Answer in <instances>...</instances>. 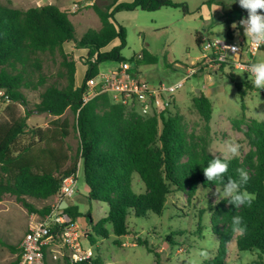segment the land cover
Returning a JSON list of instances; mask_svg holds the SVG:
<instances>
[{"label":"trees","instance_id":"trees-1","mask_svg":"<svg viewBox=\"0 0 264 264\" xmlns=\"http://www.w3.org/2000/svg\"><path fill=\"white\" fill-rule=\"evenodd\" d=\"M94 1L101 26L79 36L70 11L55 3L24 9L0 0V103H7L4 110L0 105V200L7 194L13 195L42 217L53 205L37 209L27 198L44 201L55 197L64 179L82 170L88 198L109 206L107 216L99 224V234L106 237L108 230L104 225L111 222L114 233L124 236L130 232L128 217L131 213L138 217L149 213L162 215L174 190L183 191L190 199L198 193L199 187L223 184L220 180H207L203 167L218 155L209 152L208 142L193 140L182 114L168 109L159 116H143L133 107L116 101L108 92L83 103L86 81L100 72L102 63L127 60L121 53L127 44V31L116 20L117 12L173 6L182 7L188 15L187 6L173 0H110L105 7H100L97 0ZM204 36L202 31L196 32V42L201 49ZM228 36H231L230 31ZM115 40H119V44L106 49ZM69 42L78 49H88L87 55L81 56L87 69L80 84L76 82L74 54L65 48ZM260 49L264 50V45ZM46 54L61 57V71L57 76L61 80L51 81L44 72L43 55ZM140 62L153 64L157 57L144 50ZM228 65L221 63L217 68ZM27 90L39 93L34 110L28 108ZM193 103L209 131L212 100L200 91ZM19 105L26 106V115L18 113ZM68 110L76 116L75 122L65 116ZM31 111L46 112L56 118L47 126H30ZM233 123L240 127L245 118H234ZM73 130L80 144L76 155L69 144ZM244 134L251 149L243 157L231 159L224 181L238 179L237 169L244 168L249 180L242 191L252 200L250 204L235 207L226 197L209 205L219 248L216 258L204 264H226L231 241L236 242L239 251L258 253V259L245 264H264V120L251 119ZM136 174L144 183L145 192L134 190ZM65 211L74 221L83 215L79 207L70 202ZM237 215L247 225L243 234L233 229L232 218ZM87 217L92 221L90 213ZM202 229L200 222V234ZM86 235L94 244L93 236ZM9 247L17 253L9 264H18L22 248ZM46 254L48 264H102L100 257L71 263L67 255L53 259L49 251Z\"/></svg>","mask_w":264,"mask_h":264},{"label":"rangeland","instance_id":"rangeland-1","mask_svg":"<svg viewBox=\"0 0 264 264\" xmlns=\"http://www.w3.org/2000/svg\"><path fill=\"white\" fill-rule=\"evenodd\" d=\"M85 1L2 0L3 3H11L24 9L52 2L64 6L70 11L79 36L91 28L98 29L101 26L93 5ZM173 1L184 3L190 14L185 15L182 7L173 6H163L156 10H122L115 14L118 23L127 31V44L121 50L122 56L133 62L135 69L151 85L181 81L187 76L189 68L196 69L176 92L172 112L185 117L188 133L197 143L208 142L210 153L222 156L228 143H237L239 151L236 156L243 157L251 149L244 130L251 119L264 120V89H256L249 74L231 66L223 69L208 67L203 58V49L196 42V32L205 31V42L216 39L229 42L228 25L236 31L241 26L242 18L247 17L248 10L239 4V0ZM109 2L110 0H97L100 7H105ZM75 4L79 7L76 8ZM66 48L67 52L76 54L79 63L76 80L81 82L84 77L83 60L73 42L68 43ZM144 50L155 55L157 62H140L138 55L143 54ZM243 57L245 59L248 55L244 54ZM43 59V70L52 78L51 81L61 80L57 77L61 71V57L46 54ZM255 60H264V50L257 52ZM118 63L104 62L100 71L105 72ZM200 91L209 96L213 103L209 131L193 103ZM26 92L28 108L34 110L39 102V93L29 90ZM6 104L0 103L2 110ZM17 110L20 115H26V106L19 105ZM65 116L75 122L76 116L70 110ZM52 118L49 113L31 111L28 123L30 126H44ZM234 118H245V123L236 127ZM69 144L71 152L76 155L80 144L75 130L69 137ZM222 188L223 186L199 187L198 193L190 199L183 191L174 190L168 197L162 215L149 213L145 217H138L131 213L128 217L130 232L124 236L114 233L111 222L104 225L108 230L107 236L99 234V224L107 216L109 206L106 202L88 198L89 190L82 170L76 192L69 198V202L79 207L83 215L78 221L80 224L87 222L83 229L95 239L93 244L90 236L82 237L84 250L92 249L94 257H100L102 264H158V260L159 264H204L215 259L218 254L219 238L212 229L209 205L226 198ZM134 190L138 193L145 192V185L137 174L134 175ZM27 199L37 209L57 202L56 197L44 201L30 197ZM89 213L92 221L89 217L85 221V216ZM38 218L37 212L30 211L13 195L7 194L0 200V264H9L16 258L17 253L9 246L20 248L26 231ZM200 222L203 226L202 234L198 231ZM229 247L226 264H245L258 259L256 251H239L235 241H231ZM56 248L61 252L65 251V247ZM200 252H206L207 255L200 256Z\"/></svg>","mask_w":264,"mask_h":264},{"label":"built area","instance_id":"built-area-1","mask_svg":"<svg viewBox=\"0 0 264 264\" xmlns=\"http://www.w3.org/2000/svg\"><path fill=\"white\" fill-rule=\"evenodd\" d=\"M75 7H79L78 4H75ZM261 46H255L250 37L247 42L242 36L229 42L208 40L203 45L202 54L208 67L213 68L225 63L249 74L248 65L256 61L255 56ZM244 54L248 55L245 59ZM138 58L142 59L143 54H139ZM195 72L196 69L189 68L187 76L181 81L151 85L135 69L134 63L126 60L88 79L83 103L108 92L116 101L133 107L143 116H159L162 112L174 108L176 92ZM78 178L79 171L65 178L62 188L55 196L57 202L53 209L31 223L20 246L22 253L18 264H48L46 251H49V256L53 259L67 255L71 263L94 257L92 249L83 248L81 239L86 236L84 227L79 221H74L65 208H61L62 202L69 203V198L75 194ZM56 247H65V251L61 252Z\"/></svg>","mask_w":264,"mask_h":264},{"label":"clouds","instance_id":"clouds-1","mask_svg":"<svg viewBox=\"0 0 264 264\" xmlns=\"http://www.w3.org/2000/svg\"><path fill=\"white\" fill-rule=\"evenodd\" d=\"M234 2V0H232ZM239 4L248 10V15L242 18L241 24L245 26V34L250 37L255 46L264 45V0H239ZM248 73L252 76L253 86L260 90L264 89V60H256L248 65ZM239 151V144L228 143L226 152L222 156H217L208 160L207 166L203 167V171L207 180L213 182L220 180L223 184V194L227 201L238 207L243 204H250L252 197L242 191V187L249 180L248 172L244 168H238V179L228 178L227 183L224 181L225 174L229 170L231 159L236 156ZM220 195V193H219ZM232 225L235 231L243 234L247 230V225L243 223L242 217L237 215L232 218ZM200 256H206V252H200ZM194 264V262H193Z\"/></svg>","mask_w":264,"mask_h":264},{"label":"crops","instance_id":"crops-1","mask_svg":"<svg viewBox=\"0 0 264 264\" xmlns=\"http://www.w3.org/2000/svg\"><path fill=\"white\" fill-rule=\"evenodd\" d=\"M82 1H85V0H82ZM95 1L94 0H87V1H85V3H87V4H92L93 5V3H94ZM52 3H55V2H52ZM73 3V2H72ZM55 4H57V3H55ZM58 5V4H57ZM60 7H62V8H64V9H66L64 6H61L60 5ZM230 29H229V31H230V33H231V36L229 37L231 40H235V39H238L239 37H245L246 38V41L248 42V40H249V37L248 36H246V34H245V26L243 25V24H241V26L239 25V27L237 28V30L235 31V29L233 28V27H229ZM204 30H206V29H204ZM203 33H204V35H205V31H202ZM69 43H72V42H69ZM68 44V43H67ZM67 44H65V48H66V45ZM117 44H119V40H115V41H113L106 49H110V48H112L113 46H115V45H117ZM67 49V48H66ZM261 50V49H260ZM259 50V51H260ZM68 51V50H67ZM77 52H79V56H80V58H81V56H86L87 55V53H88V49H86V48H80V49H78L77 48ZM72 53V52H71ZM74 54V53H73ZM76 55V54H75ZM75 55H74V57H75ZM75 59H76V62H77V67H78V60H77V58L75 57ZM86 69H87V66L83 63V72H84V74H85V71H86ZM216 71H218L217 69L215 70V72ZM217 73V72H216ZM76 77H77V73H76ZM83 79V78H82ZM76 82H77V80H76ZM78 84H80L81 82H77ZM51 115V114H50ZM65 115H66V113H65ZM52 116V115H51ZM53 118H56V116H52ZM52 118V119H53ZM48 125V123L46 124V125H44V126H47ZM41 126H43V125H41ZM80 173V172H79ZM87 215L85 216V221H87ZM86 223L87 222H85V223H83V224H81L83 227H86Z\"/></svg>","mask_w":264,"mask_h":264},{"label":"water","instance_id":"water-1","mask_svg":"<svg viewBox=\"0 0 264 264\" xmlns=\"http://www.w3.org/2000/svg\"><path fill=\"white\" fill-rule=\"evenodd\" d=\"M68 206H69L68 201H64V202H62V204H61V208H67Z\"/></svg>","mask_w":264,"mask_h":264}]
</instances>
